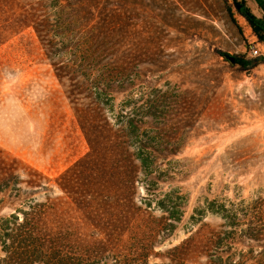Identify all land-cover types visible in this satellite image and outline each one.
Returning <instances> with one entry per match:
<instances>
[{"label":"rangeland","instance_id":"obj_1","mask_svg":"<svg viewBox=\"0 0 264 264\" xmlns=\"http://www.w3.org/2000/svg\"><path fill=\"white\" fill-rule=\"evenodd\" d=\"M88 11L115 16L117 37L82 90L57 77L32 28L0 46V221L42 203L50 230L79 231L63 254L82 264H145L152 244L149 264H264V43L233 0H98ZM75 101L162 141L138 192L121 196L110 251L93 250L98 228L51 211L67 200L54 178L89 151ZM222 205L232 223L210 209Z\"/></svg>","mask_w":264,"mask_h":264},{"label":"trees","instance_id":"obj_2","mask_svg":"<svg viewBox=\"0 0 264 264\" xmlns=\"http://www.w3.org/2000/svg\"><path fill=\"white\" fill-rule=\"evenodd\" d=\"M66 1L54 0L46 4L38 0L23 5L18 0H0V46L32 28L57 77L67 82L69 88L82 90L79 79L87 76V64L99 63L102 56L115 47L116 18L84 12L96 7L98 0H74L71 5ZM233 1L237 12L264 43V18L257 17L246 0ZM18 6H21L20 12H17ZM236 63L245 66L238 57ZM71 94L76 95L75 90H71ZM98 95L101 97L100 93ZM87 99L92 98L87 96ZM74 111L89 151L54 178L55 187L67 200L61 206L54 203L51 211L63 217L65 225L70 227L83 224L98 228L103 239L99 243L101 246L93 250L110 251L108 242L116 237L125 220L121 196L131 189L133 195L138 192L142 174H148L157 154L162 151V141L159 132L150 135L144 131L147 139L138 138L139 126L130 119L108 124L93 101H75ZM43 209L42 203L29 205L26 209H18L19 214L0 221V247L4 253L0 264H82L63 254L67 247L78 245L79 231L71 228L63 232L50 230L43 220L51 212ZM210 209L230 220L224 205ZM171 217L179 219L175 212H171ZM154 247L152 244L143 252L145 264H149L151 256L159 254H153ZM169 259L170 262L163 264H172L174 258Z\"/></svg>","mask_w":264,"mask_h":264},{"label":"crops","instance_id":"obj_3","mask_svg":"<svg viewBox=\"0 0 264 264\" xmlns=\"http://www.w3.org/2000/svg\"><path fill=\"white\" fill-rule=\"evenodd\" d=\"M248 7L259 18H264V0H246Z\"/></svg>","mask_w":264,"mask_h":264},{"label":"built area","instance_id":"obj_4","mask_svg":"<svg viewBox=\"0 0 264 264\" xmlns=\"http://www.w3.org/2000/svg\"><path fill=\"white\" fill-rule=\"evenodd\" d=\"M251 53H253L255 55H260L261 54V52H260V50L258 48H252L251 49Z\"/></svg>","mask_w":264,"mask_h":264},{"label":"water","instance_id":"obj_5","mask_svg":"<svg viewBox=\"0 0 264 264\" xmlns=\"http://www.w3.org/2000/svg\"><path fill=\"white\" fill-rule=\"evenodd\" d=\"M227 57L231 60L232 63L236 62V56L234 55H227Z\"/></svg>","mask_w":264,"mask_h":264}]
</instances>
